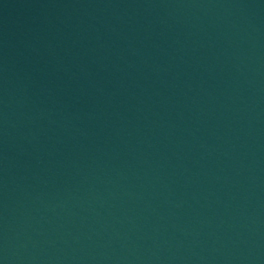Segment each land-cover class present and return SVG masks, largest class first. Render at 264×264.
<instances>
[{"label":"water","instance_id":"water-1","mask_svg":"<svg viewBox=\"0 0 264 264\" xmlns=\"http://www.w3.org/2000/svg\"><path fill=\"white\" fill-rule=\"evenodd\" d=\"M0 264H264V0H0Z\"/></svg>","mask_w":264,"mask_h":264}]
</instances>
